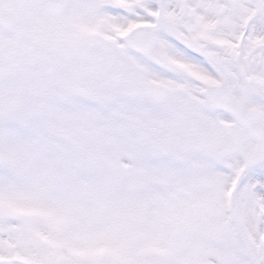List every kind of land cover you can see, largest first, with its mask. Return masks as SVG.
<instances>
[{"label":"snow or ice","instance_id":"6c2138e0","mask_svg":"<svg viewBox=\"0 0 264 264\" xmlns=\"http://www.w3.org/2000/svg\"><path fill=\"white\" fill-rule=\"evenodd\" d=\"M0 264H264V0H0Z\"/></svg>","mask_w":264,"mask_h":264}]
</instances>
